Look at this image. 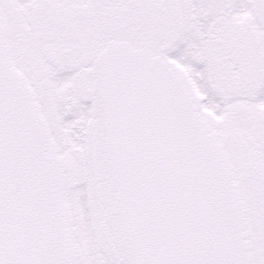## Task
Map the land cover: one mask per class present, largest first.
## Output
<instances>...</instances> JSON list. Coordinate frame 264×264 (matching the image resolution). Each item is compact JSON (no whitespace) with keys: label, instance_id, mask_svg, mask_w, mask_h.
Listing matches in <instances>:
<instances>
[{"label":"snow or ice","instance_id":"obj_1","mask_svg":"<svg viewBox=\"0 0 264 264\" xmlns=\"http://www.w3.org/2000/svg\"><path fill=\"white\" fill-rule=\"evenodd\" d=\"M0 264H264V0H0Z\"/></svg>","mask_w":264,"mask_h":264}]
</instances>
